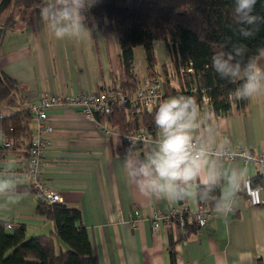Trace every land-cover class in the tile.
Here are the masks:
<instances>
[{"label": "crops", "instance_id": "obj_1", "mask_svg": "<svg viewBox=\"0 0 264 264\" xmlns=\"http://www.w3.org/2000/svg\"><path fill=\"white\" fill-rule=\"evenodd\" d=\"M23 13L16 15L12 28H5L0 42V71L18 83L22 106L32 107L53 95L109 92L121 81L119 37L109 25L84 13L91 37L57 40L41 19L40 8ZM8 16L0 15V25L6 26ZM154 47L161 50L160 55L156 51V75L167 79L168 68L174 65L168 46L156 40ZM135 58L136 75L142 84L148 77L143 47L135 48ZM258 59L264 65V58ZM169 82L179 88L175 79ZM248 100L245 112L233 106L228 116L218 115L207 96L200 108L205 127L215 128L218 143L258 152L264 148V96ZM9 102L0 101V121L19 111ZM48 113L55 132L43 157L41 177L60 193L58 203L80 209L98 264H264V208L250 204L243 185L232 197L227 179L220 182V197L231 203V209L212 208L205 227L190 221L184 229L162 227L154 233V211L167 213L180 205L196 211L201 201L143 197L123 172L122 157L127 148L119 129L107 132L103 125L108 122L99 121L97 116L90 119L77 107H54ZM32 116L31 134L10 148L4 147L0 127V170L11 162L18 181L14 198L0 197V222L12 223L10 231L25 225L28 239L52 235L56 229L55 223L38 211L40 200L25 164L38 124L33 112ZM158 132L151 133L153 140ZM142 149L134 145L130 150ZM223 165L226 173L233 166L247 167L252 182H260L257 167L241 159L224 158ZM57 247L58 251L68 250L62 241Z\"/></svg>", "mask_w": 264, "mask_h": 264}, {"label": "trees", "instance_id": "obj_2", "mask_svg": "<svg viewBox=\"0 0 264 264\" xmlns=\"http://www.w3.org/2000/svg\"><path fill=\"white\" fill-rule=\"evenodd\" d=\"M42 2L12 0L5 28L13 27L19 9L26 12L40 8ZM87 11L93 21L109 25L119 37L123 77L119 83L115 82L114 89L119 87L131 95L138 90L140 82L135 58L138 46L143 47L146 54L148 77L157 76L156 40L167 44L176 69L174 79L179 84V88L171 85L167 75L164 95L151 111L142 107L125 110L115 105L109 114L97 113L99 121L108 122L122 133L142 128L153 133L158 130L154 115L159 103L177 95L193 96L200 106L207 96L218 115H230L233 106L243 112L247 110L248 99L237 100L232 96L241 81L222 79L212 67V56L230 50L232 44H245L247 55H255L257 48L264 45V27L249 39L235 31L234 0H95ZM255 12L264 15V0H258ZM1 75L0 101H7L16 93L9 103L17 106L19 111L2 119L0 127L4 138L11 140L12 145L13 142L18 145L31 134L32 108L21 105L24 98L19 94L18 83L2 72ZM32 189L38 195L37 190ZM213 195L220 197L219 186ZM38 198V211L55 223V233L28 239L25 225L10 231L7 222H0V264H98L80 209ZM209 202L215 208L214 203ZM58 241L65 243L68 250L58 251Z\"/></svg>", "mask_w": 264, "mask_h": 264}, {"label": "clouds", "instance_id": "obj_3", "mask_svg": "<svg viewBox=\"0 0 264 264\" xmlns=\"http://www.w3.org/2000/svg\"><path fill=\"white\" fill-rule=\"evenodd\" d=\"M258 0H234L235 31L245 39L254 38L264 27V15L255 12ZM95 0H43L41 19L57 40H80L91 37L85 12ZM227 44V42H226ZM226 46V45H225ZM245 44H232L228 51L212 56V67L230 82L241 81L232 96L252 99L264 96V45L255 55H247ZM200 105L193 96L177 95L162 100L154 115L157 137L145 142L143 149H126L122 169L128 183L145 198L211 201L218 211H228L231 203L213 195L222 180L227 179L229 194L234 197L247 183V167L233 166L225 172V148L217 141L211 125L205 127ZM2 137V134H0ZM18 181L11 162L0 170V197L12 199Z\"/></svg>", "mask_w": 264, "mask_h": 264}, {"label": "built area", "instance_id": "obj_4", "mask_svg": "<svg viewBox=\"0 0 264 264\" xmlns=\"http://www.w3.org/2000/svg\"><path fill=\"white\" fill-rule=\"evenodd\" d=\"M172 66L168 68L169 81H172L176 75L175 66ZM166 82L167 79L164 76L147 77L133 95L125 92L121 88H116L109 92L96 90L72 95H53L44 97L39 104H34L31 108L37 117L38 124L36 134L30 144L28 158L25 164L28 165L30 175L33 178V188L37 190V196L48 203H58L61 200L60 193L52 189L41 177L43 157L46 149L52 144L51 138L55 132L48 113L51 108L77 107L88 118L93 120L96 119L97 113L103 115L109 114L115 105L125 110L142 107L147 111H151L154 105L163 97ZM103 127L107 132L110 130L118 131L117 127H110L109 124H104ZM122 135L124 145L127 149H131L134 145L144 146L145 142L153 140L152 134L146 128L123 133ZM11 146L12 141L5 139L4 147L10 148ZM224 148V158L232 161L241 159L247 165L257 167L256 173L260 178L259 184L255 185L251 177H247V183L243 184V188L251 205L264 208V148L258 152H252L243 147ZM136 214H139V211H136ZM211 216L212 207L209 201H201L196 211H191L184 205L175 207L167 213L154 211L152 215V231L158 233L162 227L184 229L190 221L200 228H203ZM130 219L131 222L134 221L133 216ZM7 224L8 229L14 227L10 222Z\"/></svg>", "mask_w": 264, "mask_h": 264}, {"label": "rangeland", "instance_id": "obj_5", "mask_svg": "<svg viewBox=\"0 0 264 264\" xmlns=\"http://www.w3.org/2000/svg\"><path fill=\"white\" fill-rule=\"evenodd\" d=\"M12 10V0H0V15H9ZM24 10L19 9L17 11V15H24L23 13ZM86 15H89L88 11L85 12ZM157 54H161V50L159 47H157Z\"/></svg>", "mask_w": 264, "mask_h": 264}, {"label": "water", "instance_id": "obj_6", "mask_svg": "<svg viewBox=\"0 0 264 264\" xmlns=\"http://www.w3.org/2000/svg\"><path fill=\"white\" fill-rule=\"evenodd\" d=\"M5 31V26L4 25H0V42H1V38H2V35ZM0 81H2V75H1V71H0ZM16 96V93H14L13 95H11L7 101H10L12 99V97Z\"/></svg>", "mask_w": 264, "mask_h": 264}]
</instances>
